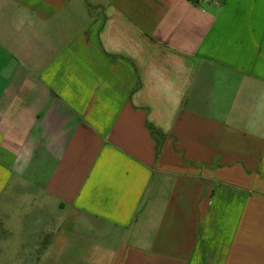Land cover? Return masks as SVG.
<instances>
[{
	"label": "crops",
	"instance_id": "crops-1",
	"mask_svg": "<svg viewBox=\"0 0 264 264\" xmlns=\"http://www.w3.org/2000/svg\"><path fill=\"white\" fill-rule=\"evenodd\" d=\"M0 264H264V0H0Z\"/></svg>",
	"mask_w": 264,
	"mask_h": 264
},
{
	"label": "trees",
	"instance_id": "trees-1",
	"mask_svg": "<svg viewBox=\"0 0 264 264\" xmlns=\"http://www.w3.org/2000/svg\"><path fill=\"white\" fill-rule=\"evenodd\" d=\"M147 127L150 131V134L153 136V138L158 139L162 137V133L159 130H157L156 128H154L153 126L149 124H147Z\"/></svg>",
	"mask_w": 264,
	"mask_h": 264
}]
</instances>
